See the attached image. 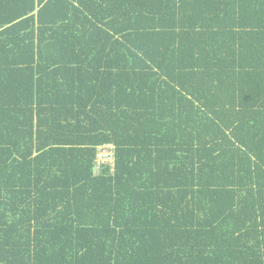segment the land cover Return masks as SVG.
<instances>
[{
	"label": "trees",
	"instance_id": "1",
	"mask_svg": "<svg viewBox=\"0 0 264 264\" xmlns=\"http://www.w3.org/2000/svg\"><path fill=\"white\" fill-rule=\"evenodd\" d=\"M0 264H264V0H0Z\"/></svg>",
	"mask_w": 264,
	"mask_h": 264
},
{
	"label": "built area",
	"instance_id": "2",
	"mask_svg": "<svg viewBox=\"0 0 264 264\" xmlns=\"http://www.w3.org/2000/svg\"><path fill=\"white\" fill-rule=\"evenodd\" d=\"M114 150L111 145H104L98 147L96 152V165L99 166L102 163H112L114 158Z\"/></svg>",
	"mask_w": 264,
	"mask_h": 264
}]
</instances>
